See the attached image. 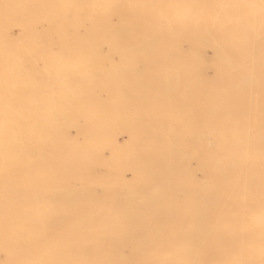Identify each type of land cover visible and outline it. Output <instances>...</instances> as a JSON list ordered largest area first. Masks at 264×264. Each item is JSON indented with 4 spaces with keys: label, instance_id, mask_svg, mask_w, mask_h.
<instances>
[{
    "label": "snow or ice",
    "instance_id": "6c2138e0",
    "mask_svg": "<svg viewBox=\"0 0 264 264\" xmlns=\"http://www.w3.org/2000/svg\"><path fill=\"white\" fill-rule=\"evenodd\" d=\"M39 16L70 54L64 74L95 77L93 52L74 44L100 19L127 12L133 33L108 72L118 103L131 106L156 143L194 137L204 148V175L193 185L178 170L155 178L131 169L104 174L92 160L83 172L58 167L55 121L62 102L45 82L8 53L0 63V264H264V0H0V14ZM214 43L224 62L211 91L202 89L195 44ZM51 49L48 53L51 54ZM178 52H187L192 60ZM39 63L45 53H30ZM147 71L153 85L129 94L128 72ZM193 113L199 119L193 121ZM45 148L48 154H45ZM107 156V152L104 153ZM26 174L33 195L20 210L10 193ZM122 186L118 207L85 191L71 204L42 194L49 184ZM63 217L66 223L53 225Z\"/></svg>",
    "mask_w": 264,
    "mask_h": 264
},
{
    "label": "bare ground",
    "instance_id": "6f19581e",
    "mask_svg": "<svg viewBox=\"0 0 264 264\" xmlns=\"http://www.w3.org/2000/svg\"><path fill=\"white\" fill-rule=\"evenodd\" d=\"M25 2H57V0H25ZM101 3H139L146 0H98ZM39 16L30 17L22 11L12 12L6 20L0 14V63L8 53L13 62L16 55L22 61V70L45 82L61 98L55 121V152L58 167L83 172V166L92 160L94 169L104 174L119 170L123 173L133 168L147 171L160 178L170 170H178L195 185L204 175V148L194 137H177L168 143H156L154 128L168 129V122L138 123L132 116L131 106L118 103L116 89L106 69L109 58L119 59L120 53L133 33L135 20L127 12L117 13L116 18L100 19L88 26L86 32L76 37L74 44L93 52V63L97 69L95 77L86 78L71 73L64 74L61 56L70 54L69 46L61 37L50 34L38 27ZM196 71L199 86L211 91L218 77V67L224 62L213 42L200 39L196 42ZM39 49L45 59L39 63L30 53ZM51 49V54L48 53ZM183 59L192 60L187 52H178ZM123 86L131 95L153 85L150 74L128 72ZM193 121L199 113H193ZM107 152V156L104 153ZM45 154L48 149L45 148ZM19 187H13L10 195L17 201L20 210L30 207L29 198L34 194L28 176H19ZM85 191L101 200H107L118 207L127 204L129 192L122 186L97 184H49L41 189L42 194L60 202L71 204ZM3 185L0 183V215L3 214ZM66 223L58 217L53 225ZM2 258V257H0Z\"/></svg>",
    "mask_w": 264,
    "mask_h": 264
}]
</instances>
